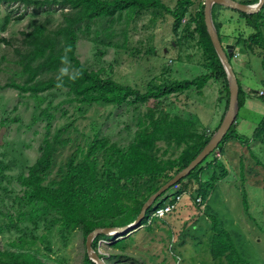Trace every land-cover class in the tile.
Here are the masks:
<instances>
[{"label": "rangeland", "instance_id": "obj_1", "mask_svg": "<svg viewBox=\"0 0 264 264\" xmlns=\"http://www.w3.org/2000/svg\"><path fill=\"white\" fill-rule=\"evenodd\" d=\"M159 1L168 11L146 10L132 19L122 13L115 16L112 23L98 20L88 32L78 33L74 54L80 63L99 71L103 78L109 77L140 92L149 89L151 84L191 80L206 74L195 41L180 38L187 17L196 12L203 0H193L187 17L180 21L177 35H174L169 12L174 10L177 0ZM20 15V20L15 19ZM214 18L222 44L232 45L231 56L232 51L234 55L229 62L235 76L240 86L250 93L237 113L234 128V134L244 136L246 143L241 145L232 138L219 144L222 139L212 151L214 154L206 156L200 173L202 190L196 202L193 200L196 193L192 192L197 186L195 183L191 190L181 194L172 212L160 218L151 213L147 222L155 220L150 223V229L138 228L131 234V242L115 248L113 244L126 235L97 240L93 250L103 264H133L128 258H134L136 264H226L223 256L214 259L209 254V214L219 218L221 227L229 233L236 250L248 264H264V132L261 138L260 135L253 137L255 129L264 121V102L258 96L259 91H264V45L248 51L234 48L236 39H245L251 29L229 8L219 6L214 10ZM212 21L214 24L213 17ZM61 22L58 6L24 7L20 0H0V38L12 44L0 43V225L4 226L0 247H7L18 235L7 227L8 217L13 216L12 222L21 228L22 234L28 233V228L35 230L36 248L42 252L48 247L53 263L84 264L86 252L81 230L74 229L61 236L56 225L45 226L42 219L36 222L27 216L18 218L16 207L7 210L10 202L14 203L13 198L21 195L16 178L34 163L44 137L56 128L68 126L62 135L68 143L54 154L48 180L57 179V170L78 146L85 150L97 132L118 145L127 144L145 108L125 104L83 107L69 100L65 88L32 96L6 86L12 82L22 83L24 79L18 75L19 55L14 51L23 49L20 33L31 31L35 25L53 31ZM105 32L113 33L108 41ZM262 35L264 39V28ZM220 89L217 82L209 80L201 95L195 92L170 94L161 101L170 114L195 116L200 131L210 133L219 124L225 109L223 98L219 97ZM218 164L225 169V174L220 175ZM213 174L222 178H213ZM176 186L166 190L168 198L181 185Z\"/></svg>", "mask_w": 264, "mask_h": 264}, {"label": "trees", "instance_id": "obj_2", "mask_svg": "<svg viewBox=\"0 0 264 264\" xmlns=\"http://www.w3.org/2000/svg\"><path fill=\"white\" fill-rule=\"evenodd\" d=\"M20 2L24 7L58 6L62 22L53 31H46L43 26L35 25L31 31L20 33L22 35L20 45L23 49L14 51L19 55L18 75L24 79L22 83H7V87L32 96L65 88L69 100L83 107L92 104L116 106L125 104L134 108L142 106L145 111L138 116L133 137L127 144L118 145L97 132L85 150L78 146L65 164L57 170L58 178L52 180H48L47 176L52 169L57 149L68 143V139L62 138L68 126H60L52 134H47L39 147V154L34 163L16 178V183L22 189L21 195L13 198L14 203L10 202L11 206L7 210L16 207L18 218L27 216L32 220L35 219L36 222L42 219L45 226L48 223L56 225V231L61 236L79 229L82 231L84 241L86 235L95 228L121 227L130 224L138 216L147 198L197 156L223 117L222 115L219 124L212 132L205 133L204 129L200 131L198 122L195 123V116L170 114L161 100L170 94L195 92L201 95L207 82L212 80L221 86L219 97L223 98L224 112L227 108L228 88L225 72L203 23V2L199 4L196 12L188 17L187 12L193 5V0H177L174 10L169 12L173 18L174 35L178 34L181 19L184 16L188 18L183 24L180 38L195 41L201 52L206 74L191 80L151 84L144 92L120 84L109 77L103 78L99 71L83 66L74 54V44L78 33L88 32L98 20L112 23L113 18L121 16L122 13H125L127 19H132L146 10L168 11L159 0H20ZM239 2L254 4L257 0H239ZM218 7L217 5L212 7L216 31L219 28L215 22L214 10ZM234 11L251 32L245 39L243 37L236 39L233 47L248 51L253 47L263 46L264 5L260 12L253 14ZM21 18L20 15L15 19ZM112 36V32H105L106 41ZM218 37L222 43L221 37L219 35ZM0 43L12 45L6 38H0ZM233 55L234 51L229 61ZM238 86L240 109L250 93L243 92L239 81ZM259 92L258 96L264 102V96ZM236 125L235 122L229 127L219 144L232 138L241 145L246 143L244 136L237 137V134H234ZM263 129L264 121L255 129L253 137L260 135L261 138ZM206 158L175 184L181 186L172 197L168 198L165 191L153 202L145 212V217L140 223L141 227L148 231L150 223L155 220L153 218L150 223L147 222L154 209L172 203L173 196H181L189 191L187 189L191 190L195 183L197 186L192 192L196 193L193 200L197 201L196 196H199L202 190L200 173L204 169L203 163ZM207 165L211 166L210 163ZM218 167L220 175L221 172L226 173L220 164ZM219 176L213 174V178H222ZM186 180L188 183H185ZM244 195L245 192L242 191L243 206L247 211ZM12 220L13 216H9L7 227L18 235L10 242L8 248L0 247V264H55L49 258L48 247L42 252L36 248L35 230L28 228L29 232L22 234L21 228L14 225ZM209 220L208 250L211 257L216 259L223 256L226 264H248L236 250L229 233L221 227L219 218L215 214H209ZM3 227L0 225V234ZM132 233L122 235L124 237L118 239L113 246L120 248L125 243L131 242ZM42 237L45 238L46 235ZM112 238L99 235L94 239L92 248H96L97 240ZM46 258L49 260L47 261ZM83 260L84 264H95L87 258L86 253ZM128 260L136 264L134 258Z\"/></svg>", "mask_w": 264, "mask_h": 264}, {"label": "water", "instance_id": "obj_3", "mask_svg": "<svg viewBox=\"0 0 264 264\" xmlns=\"http://www.w3.org/2000/svg\"><path fill=\"white\" fill-rule=\"evenodd\" d=\"M203 23L210 39L211 45L220 61V64L225 72L227 88H228V102L227 108L223 114L222 120L216 130L210 136L207 144L197 154V156L182 170L176 173L169 181L163 184L156 192L151 194L147 200L143 203L140 212L136 219L130 224L121 227H103L95 228L89 232L85 237V252L87 258L95 264H103L98 253L93 250L91 243L99 235L106 237H117L121 235H127L138 228L140 223L145 217L146 210L152 205V203L161 196L167 189L174 186L180 179L184 178L197 164H199L208 154L217 148L218 143L222 140L223 136L227 133L229 127L235 123L236 116L239 110L238 106V81L233 71V68L229 62L231 56L232 45L222 44L218 37L217 31L212 21V7L213 5H219L225 8L236 10L246 14L257 13L264 0H257L254 4H244L237 0H203ZM114 235V236H113Z\"/></svg>", "mask_w": 264, "mask_h": 264}, {"label": "built area", "instance_id": "obj_4", "mask_svg": "<svg viewBox=\"0 0 264 264\" xmlns=\"http://www.w3.org/2000/svg\"><path fill=\"white\" fill-rule=\"evenodd\" d=\"M259 94L264 96V92L263 91H260ZM173 187L175 188L177 186L174 185ZM173 193H175V192H173ZM179 197H180V195H175L174 196V201L172 203H167L163 207H159L157 209H154V211L152 212V216L160 218L161 216H164V215L172 212L173 211L172 209L174 208V205L176 204V201L179 199Z\"/></svg>", "mask_w": 264, "mask_h": 264}, {"label": "crops", "instance_id": "obj_5", "mask_svg": "<svg viewBox=\"0 0 264 264\" xmlns=\"http://www.w3.org/2000/svg\"><path fill=\"white\" fill-rule=\"evenodd\" d=\"M242 90H243V92H244L245 94H249V93H248V92H249L248 89H243V88H242ZM238 112H239V110H238Z\"/></svg>", "mask_w": 264, "mask_h": 264}, {"label": "bare ground", "instance_id": "obj_6", "mask_svg": "<svg viewBox=\"0 0 264 264\" xmlns=\"http://www.w3.org/2000/svg\"><path fill=\"white\" fill-rule=\"evenodd\" d=\"M173 198H174V196H173ZM173 198H172V199H173ZM143 219H144V218H143Z\"/></svg>", "mask_w": 264, "mask_h": 264}]
</instances>
